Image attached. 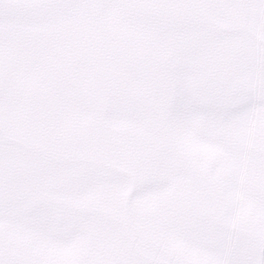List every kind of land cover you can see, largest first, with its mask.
Masks as SVG:
<instances>
[{
  "label": "snow or ice",
  "instance_id": "1",
  "mask_svg": "<svg viewBox=\"0 0 264 264\" xmlns=\"http://www.w3.org/2000/svg\"><path fill=\"white\" fill-rule=\"evenodd\" d=\"M0 264H264V0H0Z\"/></svg>",
  "mask_w": 264,
  "mask_h": 264
}]
</instances>
